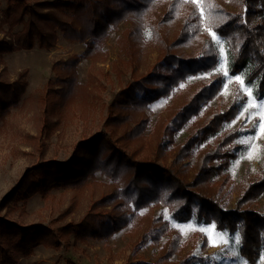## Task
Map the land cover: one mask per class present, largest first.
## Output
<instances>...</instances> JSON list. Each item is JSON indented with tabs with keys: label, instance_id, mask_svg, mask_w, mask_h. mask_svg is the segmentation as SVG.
<instances>
[{
	"label": "trees",
	"instance_id": "obj_1",
	"mask_svg": "<svg viewBox=\"0 0 264 264\" xmlns=\"http://www.w3.org/2000/svg\"><path fill=\"white\" fill-rule=\"evenodd\" d=\"M4 1L6 9L0 19V64L6 54L30 51L36 47L52 49L58 31L69 42H86L88 47L84 58L103 59V47L108 41L110 28H117L122 23L131 27L123 44L128 45V52L136 60L138 68L147 47L144 29L146 26L150 28L153 40L159 44L158 63L153 72L127 87L117 103L124 111H129L116 120L118 126L126 127V142L133 139L148 145L143 136L149 121L147 112L150 105L172 96L174 90L187 82L189 77L212 72L219 63V51L212 36L204 29L198 9L180 0L167 2L163 12L157 16H151L155 13V0ZM230 4L229 9L213 7L210 13L213 30L228 44L231 74L249 68V81H258V96L263 98L264 0H230ZM148 17L150 20L146 23ZM19 26L22 29L15 34ZM80 59L70 57L67 61H59L56 75L64 84L60 91L62 95L74 88L75 71ZM28 74V70H24L16 81L10 82L3 78L7 75L6 68L0 73V130L5 126L10 110L24 98L29 86ZM223 84L224 76L214 74L195 84L192 91H187L185 102L174 110L169 122L162 125L164 130L157 138L156 149L148 145L138 160H129L121 152L114 153L124 148L121 145L116 147L107 136L100 135L80 143L67 163L43 162L26 170L0 202V264H14L19 258L29 256L46 239L59 246L71 230H76V237L87 234L97 240H109L128 226L138 211L145 208L151 210V207L161 204L170 207L180 222L196 217L200 222H215L220 230H242L244 243L240 254L255 264L264 250V216L249 211V208L264 195V175L247 189L243 199L248 204L247 211L228 212L221 207L219 178L235 158L232 144L240 136L239 131L224 130V126L236 118L241 108L239 100L230 105L219 96ZM56 91L51 89V93L60 94ZM51 93L49 90L47 95L42 93L37 102L40 114L34 115L38 134L28 138L35 150L45 148L41 137L43 134L50 136L55 128L54 109L56 99L59 101L61 96L52 99ZM204 109L207 114L205 119L202 122L195 120L185 142L170 149L176 135L193 118H199ZM133 121L135 128L130 127ZM210 138L215 139L213 147L208 145V150L193 166L195 150ZM107 144L114 149L111 153H104L102 149ZM169 152H173L174 168L159 163L161 158L166 160ZM194 169L196 174L190 180V172ZM98 171L113 180L110 183L113 187L107 188V194L94 203L112 205L107 213H97V218H100L98 224L85 217L80 223H69L56 233L42 225L24 226L13 220L17 214L26 215L24 205L36 194L48 197L55 189H91ZM168 226L162 220L152 219L145 241L158 242L168 232ZM181 249L178 239L166 243L161 263L177 264L171 258Z\"/></svg>",
	"mask_w": 264,
	"mask_h": 264
},
{
	"label": "rangeland",
	"instance_id": "obj_2",
	"mask_svg": "<svg viewBox=\"0 0 264 264\" xmlns=\"http://www.w3.org/2000/svg\"><path fill=\"white\" fill-rule=\"evenodd\" d=\"M28 1L34 3L50 0ZM171 1L155 0V13L151 16L162 13L165 4ZM180 1L198 9L204 29L212 36L219 51V63L212 72L189 77L187 82L174 90L172 96L150 105L147 112L149 121L143 140L146 139L149 147L156 149L157 138L163 134L162 125L168 123L174 110L185 102L187 91H192L194 85L200 84L203 78L222 74L224 84L219 96L230 105L239 100L241 108L236 118L224 126V130L239 131L240 136L232 144L235 158L229 169L219 178L222 187L219 200L225 211L236 210L243 213L249 208L248 204L243 202L248 187L259 182L264 175V97L258 96V81H249V68L238 74H231L232 61L228 44L213 30L210 15L213 7L229 9L230 0ZM5 9L6 3L1 0L0 19L3 18ZM150 18L145 22L147 23ZM21 29V26L17 27L14 33H19ZM129 29L130 25L122 23L117 28H110L108 41L103 47V59L84 58L88 47L86 42H69L60 31L54 47L50 50L36 47L30 51H17L3 57L0 73L4 68L7 70V75L3 78L14 82L22 71L28 70L29 86L21 102L10 110L5 126L0 130V202L26 170L43 162L67 163L72 159L80 143L100 135L107 136L116 147L121 145L124 149L116 150L114 153L121 152L129 160L130 158L138 160L144 155L143 150L148 145L135 142L133 139L126 142V127L117 125L116 120L119 119L117 117L129 113L117 103L127 87L142 76L153 72L160 58V51L159 44L153 40L151 30L146 26L144 38L147 47L137 68L136 60L132 59L128 52V45L123 44ZM70 57L82 59L76 67L74 88L68 90L66 95H62L60 91L64 84L58 80L56 69L59 67L57 66L59 61H67ZM54 88L60 94L51 93V89ZM48 90L52 99L61 96L62 99L59 101L56 99L57 106L61 107L56 106L54 109L56 124L50 136L43 134L41 137L45 148L35 150L28 138L36 137L38 134L34 114H38L39 96L42 93L47 95ZM206 115L204 109L199 118H193L176 135L175 143L170 149L181 146L191 134L193 122L204 120ZM130 127H136L135 121L130 122ZM214 140L210 138L195 150L193 166L202 153L208 150V145L213 147ZM111 147L107 144L103 145L102 149L104 153H111L114 150ZM167 156L166 160L161 158L159 163L172 168L173 152H169ZM194 174L195 169L190 172V180ZM95 176V185L91 189L88 187L55 189L48 197L36 194L24 205L26 215L17 214L13 220L24 226L42 225L56 233L69 223H80L85 217H89L88 221H95L98 224L100 218H97V213H107L112 205L94 203L113 187L110 184L113 180L100 171L96 172ZM249 211L264 216V195L250 205ZM152 219L162 220L169 225L168 232L163 234L158 242L145 241V234L152 227ZM71 231L62 238L59 246L51 244L46 239L32 254L19 258L14 264H163L161 262L166 243L173 239H178L182 247L181 251L170 259L177 261V264H251L240 254V248L244 243L242 230L235 232L229 229L220 230L215 222H200L196 217L187 222H180L174 217L173 210L162 204L151 207V210L145 208L138 211L128 226L109 240H97L87 234L77 238L76 230ZM255 264H264V250Z\"/></svg>",
	"mask_w": 264,
	"mask_h": 264
}]
</instances>
